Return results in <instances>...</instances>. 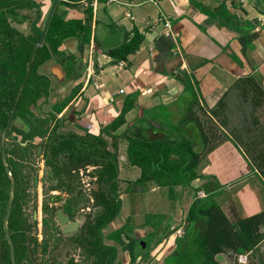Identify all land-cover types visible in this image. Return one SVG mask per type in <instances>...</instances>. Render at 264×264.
<instances>
[{
	"label": "crops",
	"instance_id": "0c3cea01",
	"mask_svg": "<svg viewBox=\"0 0 264 264\" xmlns=\"http://www.w3.org/2000/svg\"><path fill=\"white\" fill-rule=\"evenodd\" d=\"M37 1H43L42 8L52 2ZM90 5L89 41L81 44L77 37L63 41L64 52L75 57L70 74L66 76L54 58L40 66L51 78V102L74 94L57 114L65 125L63 131L101 134L113 140L102 129L118 116L129 98L132 106L124 113L122 124L111 131L113 135L123 134L159 104L175 108L180 97L188 95L190 85L199 104L208 109L226 94L225 98L233 100L224 109L241 114L235 124H226L240 129L236 134L241 138L225 140L209 152L207 163L203 161L202 172L194 180L200 181L197 187L202 196L205 188L221 185L222 194L217 199L234 222L261 211L264 214V95L260 93L248 102L253 94L249 95L245 82L254 79L264 92V0H92ZM86 8L87 1L82 0L71 6L60 4L57 12L65 18H83ZM134 31L142 35V41L126 59L115 61L106 53ZM95 35L98 47L94 46ZM247 110L250 125L245 123ZM226 126L221 128L227 133ZM248 128L253 130L254 139L246 146L243 134ZM126 143L123 135L117 138L119 150L121 144L125 149ZM179 194L180 203L184 201L180 208L184 220L194 192L192 187L180 186ZM160 215L166 223L169 216ZM175 231L161 237L155 247L160 250L152 253L156 258L149 264H162L174 248ZM258 233L251 250L236 254L237 264H264V217ZM217 258L221 261L223 253Z\"/></svg>",
	"mask_w": 264,
	"mask_h": 264
},
{
	"label": "trees",
	"instance_id": "16d2710c",
	"mask_svg": "<svg viewBox=\"0 0 264 264\" xmlns=\"http://www.w3.org/2000/svg\"><path fill=\"white\" fill-rule=\"evenodd\" d=\"M80 1L82 0H58L45 31L43 42L35 48L40 30L43 27L44 15L47 14L50 4L42 8L41 2L37 0H0V8L15 7L11 10L12 12L2 17L4 21L0 23V264H11L9 244L3 228V218L10 196L11 179L15 182V188L11 194L12 205L7 227L14 245L15 264H30L25 261L26 258H29V251H33L28 244L30 240L36 243L35 238L30 237L28 234L30 226L22 212L25 177L20 168V163L17 162V160H22L30 154V145L35 146L34 144H36V148L38 144L42 145L46 157L45 162L49 166L52 161L55 162L53 168L56 170V174L62 168L57 163L63 162L62 157L66 154L68 157H65V160L71 159L73 154L79 155L78 160L80 162L89 159L86 155L83 156V152L88 154L92 149L88 148L86 150L85 147H82V142H70V138L81 140L90 138L96 153L97 151L106 153L104 158L96 156L88 162L93 164L96 169L101 165L100 172L95 173L97 178L96 188L92 192L95 202L100 203L101 210L93 214L89 222L88 219L83 221L80 227L82 232L75 241L83 246L85 256L93 258L91 264H124L116 257L117 246L105 244L102 240L103 229L117 217L121 207V200L116 193L115 185L118 176L117 138L123 135L127 142L125 154L129 164L140 168V175L133 181L135 185L142 186L149 181H154L156 184L168 183L170 186L179 185L182 187H192V180L200 176L197 168L206 152L208 154L220 143L233 139H231V136L230 138L225 137L219 144H215V147L212 146L214 148L206 151L207 145H209L206 125L201 116L195 111V107L202 112L201 115L205 117V120L207 115L203 107L200 106L197 94L191 85L189 86L190 91L186 92L190 94V99L185 100L180 97L179 101L181 103L177 104L176 102L173 109L169 107L170 104H159L151 108L147 117L134 122L123 134L113 135L111 131L122 124L124 113L132 106L129 98V101L124 103L118 116L106 128L102 129L103 133L113 137L112 151L107 150V142L101 134H77L71 131L63 132L59 130L63 122L55 114H59L69 103L74 96L73 93L59 102L55 101L52 104L53 111L48 115L43 116L40 111H36L43 103L47 102L48 87L50 85V78L38 71L39 66L54 58L62 65L63 71L68 76L75 62V57L64 52L62 48L63 41L68 37H77L83 44V42L87 43L90 39L92 13L90 3L92 0H85L87 1V8L83 18H65L57 12L60 4L71 6ZM28 7L31 12H17L16 10ZM23 23L28 25L29 32L33 30L32 34L20 30L19 27ZM141 41L142 35L134 31L128 40L107 49L106 53L113 57L115 61L126 59L128 53L138 49ZM94 46H99L96 35L94 36ZM28 62L30 63V72L24 81ZM32 66H34L33 74L31 73ZM30 76L31 79H29ZM22 81H24L23 86H21ZM245 82L264 95L262 88L254 79L248 78ZM185 83L187 84L186 81ZM18 91H20V94L16 101ZM252 94L251 96L254 99L255 93ZM223 96L220 97L215 106L208 109L210 112H207L220 127L227 125L224 119L217 116V109H221L223 106ZM154 110H156V114H152ZM211 112L215 114L219 121H216ZM160 115L166 119L169 116L170 122L160 117ZM9 117L11 122L15 119H21L30 126L29 131L22 133V140L31 137L42 138V140H38V143L23 146L22 141L16 138L15 131L18 129L14 131L9 127L6 135L12 137L13 142L10 147L4 145L6 164L9 166V170H6L5 163L2 160L1 146L3 130ZM142 121L147 122V124L144 125ZM171 122L174 127L173 130ZM45 125L46 128H44ZM175 129L176 132H174ZM18 132L21 133L20 130ZM67 140L70 142L69 146L65 144ZM77 144L81 147H77ZM75 150L76 153H74ZM220 188L221 185L219 184H216L215 189L212 190L205 188V195L199 196L197 193L200 188L192 187L194 198L184 217V234L176 237L173 250L164 256L162 264H222L217 256L224 252L235 255L230 264H237L236 254L249 251L254 247L257 237H259L258 230L264 217L263 212L241 217L237 222L230 220L217 199L222 194ZM43 211L42 223L45 236L41 250L48 252L47 229L52 225H49L51 213L47 204H44ZM46 214H49V216ZM161 222L162 218L159 224L155 221V228H158ZM127 227L128 222L126 221L120 227L109 232L108 237L113 236L116 242L123 243V239L127 238L132 231ZM170 232H165L164 237ZM160 239L161 237L155 243H151L149 247L145 243L144 248H148L146 251H151ZM132 241L129 239L127 244L123 243L127 248L122 247V249L128 251L131 264H139L138 255H132L133 252H131V250L133 251ZM190 248L195 251V256L190 254L194 257L189 260L187 253ZM194 258H196L194 261L197 260L198 263L193 261ZM50 260L46 258L44 264H50L48 263ZM73 261L70 260L71 264H74Z\"/></svg>",
	"mask_w": 264,
	"mask_h": 264
},
{
	"label": "rangeland",
	"instance_id": "374dc122",
	"mask_svg": "<svg viewBox=\"0 0 264 264\" xmlns=\"http://www.w3.org/2000/svg\"><path fill=\"white\" fill-rule=\"evenodd\" d=\"M41 4H43V1H40ZM17 7V6H16ZM15 7L14 6H9L8 8H0V23H3V16H6L8 13L12 12L11 10H13ZM17 12L21 11V12H31L28 8L25 9H21L18 8L16 9ZM9 19V18H8ZM18 26V25H17ZM23 25H21L19 28L20 30H22L24 33L28 32L30 34L33 33V30H31L29 32L28 29V25H25L24 27H22ZM29 63V62H28ZM27 63V64H28ZM26 64V66H27ZM30 66V65H29ZM29 66H27L26 68V74L24 77V81L27 78V76L29 75ZM34 66L31 67V73H34ZM28 72V73H27ZM31 74V75H32ZM31 79V76L30 78ZM24 81H22L21 86H23ZM249 90V95H251L252 93H255L254 96H260V92L257 89H253L251 86H248ZM254 91H253V90ZM20 91L17 92V99L19 97ZM226 95V94H225ZM225 95L223 96L224 98V102H223V106L221 107V109H217V116H220V119H224L225 123L229 122H233V124H235L234 121L240 120L241 118V114L238 112H230L229 109L228 112L224 109V105L226 104V106H228L229 103H232L231 100H233V97H226ZM185 100L190 99V94L186 95L183 97ZM247 98V97H246ZM225 99L227 100V102L225 103ZM242 99V98H241ZM261 98H259L260 100ZM222 100V99H221ZM236 100V99H235ZM248 102H252L253 100H256V98L253 96H250L246 99ZM246 100L243 102V104L247 103ZM237 101V100H236ZM255 102V101H254ZM180 101H177V104H180ZM237 104H239V102L237 101ZM201 106V105H200ZM203 107V106H201ZM231 107V106H230ZM173 109V108H172ZM203 109L205 110L204 112L207 115V119L205 120V117H203L202 112L199 111L198 108L195 107V111L197 112V114L199 116H201V119L203 120L204 124L206 125V135L209 138V145H207V150L209 151L210 149L214 148L216 145L215 144H219L221 140H224L225 137H229L231 136V138L233 139H237L239 140L241 137L239 135H237L236 133L240 131V129H235L233 128V124L232 125H227L225 127V129L227 130V133H225L223 131V129L217 125V123L215 121H213V119L207 114V110L208 108L203 107ZM232 109V108H231ZM225 110V111H224ZM208 112H210L208 110ZM249 110H247V113L245 114L246 117V121L245 122L247 125H250L251 123V113H248ZM152 114H156V110H154L152 112ZM212 114V112H211ZM215 118V114H212ZM160 117H163L162 115H160ZM166 121L170 122V118L168 116V120L163 117ZM20 123H12V128L15 131V129L17 128L16 126H23V122L21 119H18ZM174 120V119H173ZM216 121H219L218 118H216ZM237 123V122H236ZM18 124V125H17ZM20 124V125H19ZM255 124V123H254ZM68 125V124H67ZM224 126V125H223ZM171 127L172 130L174 129L173 124L171 122ZM65 128L64 127L61 128V130L63 131ZM250 128V127H249ZM246 130V132L243 134L244 135V140H246V146H249V144L251 145L253 142L254 137L251 136V129ZM13 131V132H14ZM174 132H176V129L174 130ZM257 132V131H256ZM255 132V134H256ZM15 133H19L18 131H15ZM89 133V132H86ZM0 135H1V130H0ZM20 135V134H19ZM7 136V135H6ZM99 136V135H98ZM66 137V136H64ZM100 137V136H99ZM69 138V136H68ZM104 140L107 142V150L112 151V140H108V138L105 137V135H103ZM253 138V139H252ZM72 139V140H71ZM44 140V139H43ZM81 139H77V138H70V142H75V143H80L82 147H85L84 149H92L90 152L85 153L83 152V156L86 155V157L88 158H93V157H100V158H104L106 156V153L103 151H94L93 149V142L92 140H90V138H83L81 141ZM232 141V140H231ZM9 142V143H8ZM13 142L12 137H10L9 135L6 137V140L4 142V145L10 147L11 144ZM68 140L65 143L66 146H69L70 143ZM31 144V143H30ZM30 145L31 149H30V154L25 156V158H23L22 160H17L18 163H20V168L24 174L25 177V181L23 183V187L25 189V195H24V200L22 201V212L24 214V218L26 219L27 223L30 226V229L28 231V234L30 237H34L35 238V242L30 240L28 246L29 248H31L33 251H29L28 253V259L26 258L25 261L29 262L30 264H44V261L46 260V258L51 259L50 264H71L70 260H74V264H91L93 258L92 257H88L85 256V249L83 248L82 245H80L79 243H77L75 241V239L77 238L78 235H80V233L82 232V229L79 228L75 233H71V234H63L60 232L59 229H57L58 227H52L54 230L53 234L58 233L57 236H55L58 241V246L53 250L50 251V253L45 251L43 252L41 250V246L44 240V236H45V232L43 229V223H42V218L44 216V211H43V206L44 204H47L49 201V190L51 188H56L57 191H59V201L57 204H61L63 200H65L66 198H68L69 196H71L72 193H74V191H77V189H73L71 192L65 191V189H63L62 187L59 188L57 186H55V180L56 177H53L50 174V169H49V165L46 164V162L44 161V165H42V161L45 160V154L41 151L42 154H37L36 153V144ZM78 145V144H77ZM214 146V147H212ZM219 146V145H218ZM217 146V147H218ZM77 147H81L80 145H78ZM120 150L118 148L117 150V161H118V166H119V170H118V176L116 179V193L119 195L120 200H121V207H120V212L118 214V216L112 220L110 223H108V225L103 229L102 231V240L105 244H113L117 246V259H121L123 261L124 264H131L129 262V257H128V251L122 249L123 248H127L125 246V244L123 243H128L129 239L133 240L132 241V249L131 250L132 255H138L137 256V260H139L138 262H140L139 264H149L150 261L154 260L156 258V254H152L154 253H158V249H156L155 247L157 246H153V248L151 249V251H146L147 249L144 248L141 244V242L147 243V247H149V245H151V243H155L156 239L160 238V237H164L165 232L168 231H175L176 228L179 227V225L177 224V222H180L181 224V229L178 228V230H176L174 233L176 236H183V225L185 224L182 214L180 213V208L181 204L180 201L178 200L180 197L179 194V190H180V186H170L168 183H162V184H156L154 181H149L145 184H143L142 186L140 185H135L133 183V181L140 175V168L135 166V165H131L129 164L126 155H125V149H124V145L121 144L120 145ZM215 147V148H217ZM42 149V145L40 147ZM214 148V149H215ZM212 149L211 152L214 150ZM245 149V148H244ZM243 149V150H244ZM38 150V147H37ZM248 151V149L246 150V152ZM245 152V151H244ZM69 153V152H68ZM74 153H76V150L74 151ZM249 153V151L247 152ZM73 154V153H72ZM70 154V155H72ZM207 155V152H206ZM206 155H204V157L201 158V162L198 165L197 171L198 172H202V166H203V161H205L207 163V157ZM125 156V157H123ZM65 157L67 158L68 155L66 154V156L62 157V161L64 163H67L68 161H70L72 159V161H79L78 154H73L71 156V159L68 158V160H65ZM15 159L17 157H14ZM71 161V162H72ZM93 164H88L86 166H83L81 168L83 174L79 175L80 178L76 177L77 181L80 182L78 183V185L82 186V188H84L85 190L83 191V189L81 188V192L84 195V197L82 198V196L80 197V195L75 194L73 197L68 198L69 200V209L72 210L74 209V212L72 211V213H74V218L78 219L81 223L88 219V222L90 221V218L92 217L93 214H95L96 212H99L101 210V206L100 203H96L95 199L94 202H92L91 197L94 198L93 193H91L93 190L92 188H96V181L94 180V178H92V175L96 176V172H100L101 169V165H99L96 169V167H94ZM260 167V166H259ZM58 172V171H57ZM69 171H59V179H67V173ZM98 172V173H99ZM65 174V175H64ZM55 175V174H54ZM208 175V174H207ZM206 175V176H207ZM10 177H12L10 175ZM36 178V180L38 181V184H34V179ZM83 180V181H81ZM60 185H62V182H59ZM86 184V186H84ZM191 186L192 187H197L200 186V181H195L192 180L191 182ZM90 188V189H88ZM68 193V195H67ZM202 192L198 191L197 194H201ZM52 194H56L54 192H52ZM88 194V195H86ZM79 204V206H77ZM97 204V205H96ZM77 206V207H75ZM97 206V207H96ZM68 207V206H67ZM80 207H83L84 210H79L78 209ZM36 210L38 211L37 216L38 219H35L36 216ZM40 210V211H39ZM164 214L167 217V221L166 223H164L165 221L161 222V224L159 225L158 228H155V221L157 222V224H159L162 216L160 215ZM160 216V217H158ZM41 217V220H40ZM180 220H179V219ZM166 219V218H165ZM128 222V227L129 229H131V233H129L128 235V239L124 238L123 239V243H118L116 242V240L114 239L113 236H111V238L108 237V233L113 231L114 229H116L118 226L120 227V225L124 224L125 222ZM180 234V235H179ZM0 245H1V241H0ZM164 246V245H163ZM1 249V246H0ZM147 252V253H146ZM152 254V255H151ZM195 256V251L192 250V248H190L188 250L187 253V258L190 260L191 257H194L192 255ZM235 257V255H232L229 252H224L223 253V259L221 260V262H223V264H230V262L233 261V258ZM237 258V256H236ZM196 258L193 259V261ZM196 263H198V261H194Z\"/></svg>",
	"mask_w": 264,
	"mask_h": 264
},
{
	"label": "flooded vegetation",
	"instance_id": "af4514ba",
	"mask_svg": "<svg viewBox=\"0 0 264 264\" xmlns=\"http://www.w3.org/2000/svg\"><path fill=\"white\" fill-rule=\"evenodd\" d=\"M45 63V62H44ZM44 63H42L41 65H43ZM40 65V66H41ZM40 66H39V68H38V71L40 72V73H42V74H46V75H48L47 73H45L44 71H42L41 69H40ZM48 77L50 78V76L48 75ZM50 84H51V78H50ZM49 87H50V85H49ZM49 87H48V97H49ZM50 91H52L51 90V88H50ZM47 97V102L46 103H43L42 105H41V107L40 108H37V110L36 111H40V113L43 115V116H45V115H48V113H50L51 111H53V107H52V104L55 102V101H53V102H51V96H50V100H49V98ZM55 112V111H54ZM56 116H57V114H55ZM62 122H63V120H62V118H60V117H58ZM14 121V123L16 124L17 122L18 123H20L19 122V120H17V119H15V120H13ZM13 121L11 122V120H10V117H9V120L7 121V124H6V126H5V128L7 127V129L9 128V127H11V129H13L12 128V123H13ZM22 122H23V126H16L17 128L16 129H18V130H20L21 131V133L19 132V133H15L16 134V138H18V139H20L22 142H21V144L23 145V146H26L27 144H30V143H38L39 141H41L42 140V138H40V139H36V138H34V137H31V138H26V139H24V140H22V138H23V136H22V133L23 132H27V131H29L30 130V126L28 125V123H26L24 120H22ZM18 125V124H17ZM20 125V124H19ZM63 126H61L60 128H59V130H61V128H62ZM5 128H4V130H5ZM44 128H46V125L44 126ZM4 130H3V133H4ZM17 130V131H18ZM62 131V130H61ZM67 131H71V132H74L73 130H65V131H63V132H67ZM6 133H7V130H6ZM76 133V132H75ZM20 134V135H19ZM78 134V133H77ZM2 137H3V134H2ZM5 140H6V138H5ZM39 140V141H38ZM38 150H37V148H36V153L37 154H42L41 153V151L43 152V150L40 148L41 147V145H39L38 144ZM44 153V152H43ZM46 158V157H45ZM92 159L93 158H89L87 161H83V162H80V161H68L67 163H64V162H61V163H57V165H59V166H61L62 168L61 169H59V171L61 170L62 172L63 171H69L68 173H67V176H68V178L67 179H64V178H62V179H59V172L56 174V170L53 168V165H55V162L54 161H52L51 162V164H50V166H49V169H50V174L53 176V177H56V180H55V186H57V187H59V188H63V189H65V191H67L68 190V192H71L74 188L75 189H77V191H74V193H72L71 194V196H69L68 195V193H67V195L69 196L68 198H71V197H73L75 194H78V195H80V197L82 196V198L84 197V195L82 194V192H81V188H82V186H80V185H78V183H80V182H78L77 181V179H76V177H78L79 179H82V178H80L79 177V175H81V174H83V172H82V170H81V168L83 167V166H86V165H88V164H90V163H88L89 161H92ZM68 160V159H67ZM44 161L45 160H43L42 161V165H44L45 163H44ZM93 166V165H92ZM95 167V166H94ZM55 174V175H54ZM79 174V175H78ZM65 175V174H64ZM92 178H94V180L96 181V176H92ZM81 181H83V180H81ZM59 182H62L63 184L62 185H60L59 184ZM35 185L36 184H38V181L36 180V178L34 179V182H33ZM84 186H86V184L84 185ZM83 189V191L85 190L84 188H82ZM88 189H90V188H88ZM93 190H91L92 192L94 191V189L95 188H92ZM52 192H54V193H56V194H52ZM91 192V193H92ZM49 194H50V196H49V201H48V203H47V206H48V209L50 210V213H51V215H50V219H49V225H52V226H50V228H48L47 229V246H48V252L50 253V256H51V250L52 249H54V248H56L59 244H58V241H57V239L58 238H56L55 236H57L58 235V233H56V234H54V235H52V233H53V228L52 227H58L57 229H59L60 230V232L61 233H63V234H71V233H75L80 227H81V224L83 223H81L78 219H75L74 218V213H72L71 214V212L73 211L74 212V209H72V210H70L69 209V200H68V198H66L65 200H63L62 201V203L61 204H57L58 203V201H59V191H57V189L56 188H51L50 190H49ZM86 195H88V194H86ZM91 200H92V202H94V198L93 197H91ZM68 206V207H67ZM77 206H79V204L77 205ZM77 206H75V207H77ZM97 207V206H96ZM58 208H61L62 209V213L64 214V215H67L68 217H69V221H73V220H77L78 222H79V226L75 229V230H71V231H69V232H64L63 231V227H62V225L58 222V220L56 219V210L58 209ZM78 208V207H77ZM79 210H84V208L83 207H80L79 209H78V211ZM40 211V210H39ZM37 213H38V211L36 210V216H35V219H38V216H37ZM47 216H49V214H46ZM49 218V217H48ZM40 220H41V217H40ZM52 252H53V250H52Z\"/></svg>",
	"mask_w": 264,
	"mask_h": 264
},
{
	"label": "water",
	"instance_id": "95a60500",
	"mask_svg": "<svg viewBox=\"0 0 264 264\" xmlns=\"http://www.w3.org/2000/svg\"><path fill=\"white\" fill-rule=\"evenodd\" d=\"M57 2H58V0H52L51 4L49 6V9L47 11V14H46V17H45V20H44V23H43V27L40 30V36H39V39L37 41V44H36L35 48L38 47L43 42L45 31L47 29V26H48L49 20L51 18V15H52V13L54 11V8L57 5ZM29 65H30V63L27 64V66H29ZM50 88H51V84H50V87H49V97H48L49 100H50V96H51ZM6 130H7V127L5 128L4 133H3V137H2L1 154H2V160L5 163V169L9 170V166L6 164V152H5V147H4V142H5V138H6ZM14 188H15V182H14L13 179H11L10 196L8 198L6 212H5V216L3 218L4 234H5V237L7 239L8 244H9L11 264H15V253H14L13 241L11 239V236H10V233H9V229L7 227V221H8L9 216H10L11 205H12V196H11V194H12ZM56 219L62 225L64 232H69L71 230H75L79 226V222L77 220L69 221V217L62 213V209L61 208H58L56 210ZM141 244H142L143 247L145 246L144 242H141Z\"/></svg>",
	"mask_w": 264,
	"mask_h": 264
},
{
	"label": "built area",
	"instance_id": "2783aa9c",
	"mask_svg": "<svg viewBox=\"0 0 264 264\" xmlns=\"http://www.w3.org/2000/svg\"><path fill=\"white\" fill-rule=\"evenodd\" d=\"M166 25H168V23L166 22ZM120 92H123V90L122 89H120ZM240 260L242 259V257H241V255H239V257H238ZM243 260H244V257H243Z\"/></svg>",
	"mask_w": 264,
	"mask_h": 264
}]
</instances>
